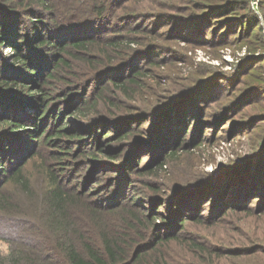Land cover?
Here are the masks:
<instances>
[{"label": "rangeland", "instance_id": "obj_1", "mask_svg": "<svg viewBox=\"0 0 264 264\" xmlns=\"http://www.w3.org/2000/svg\"><path fill=\"white\" fill-rule=\"evenodd\" d=\"M9 1L13 2V0ZM61 1L79 4L80 11L84 12L89 5L80 0ZM122 1L125 6L116 10V14L120 15L119 19L123 27L128 24H139L141 28L152 29L148 39L156 43H147L153 51L152 57L166 58L163 66L148 64L145 55L136 58V67L144 64L142 68L148 73L140 78L143 79L141 86L133 85L134 89L130 91V96L126 97L119 90L108 87L100 91L104 82L86 75L84 79L89 80V86L86 90L80 88V92L84 93L86 98L100 92L101 95L109 96L113 103L99 95L98 98H94L96 109L92 108L86 115L79 111L74 112L73 95L81 96V93L67 94L65 90L64 93L58 91L49 94V90H52L51 84L55 87L60 83L62 88L74 86H66L71 81H63L58 77L59 75L44 80V76L52 69L46 68L47 64L51 66L57 62L55 57L53 61L47 58L46 52L55 51L52 45L47 46L48 42L33 48V50L40 49V56L33 54L31 65L36 68L37 74L36 78L32 76L34 79L31 78L24 83L29 87L24 89L20 84L18 86L20 88L5 94L20 99L27 96L25 105H33L26 103L30 100L26 93L49 94L52 98H48L47 104L41 111L46 113V108L51 107L48 115L44 113L40 115L38 111L35 113L36 118L46 122L48 128L52 125L51 117L54 118L55 113L60 116L61 111L63 109L65 111L66 107L63 116H60L59 122H54V125L63 124L81 128L90 124L94 126L97 122L106 123V128L100 126L101 130L94 131L89 128L79 132L83 137L80 140L83 143L80 149L78 148L80 141L71 138L73 148H78L79 152L85 146L88 160L61 163L57 165L58 167L54 165L59 169L57 173L60 172V179H64L65 183H74L77 188L86 192L94 187L89 194L92 200L99 199L101 195L116 197L115 192L106 191L109 181L121 173L116 168L119 161L117 159L108 161V154L116 155V158H131L130 160L137 163L141 161L149 164L165 158L164 155L162 156L163 148L170 146L171 149L176 150L174 158L158 171L156 177L147 180L155 187L165 184L164 189L172 193L182 192L179 187L170 190L173 181H179L187 186L191 185L189 181L198 174L203 173V177L214 174L215 179L213 178L212 184H209V189L205 190L209 192L202 193L205 197L202 203L208 199L214 206L218 203L219 208L212 207L214 214H211V211L210 214L205 213L202 222H184L183 230L190 229L194 233L203 235L209 246L219 250L217 253L220 256L216 257V264H236L231 262L230 252H226L229 248L231 253L245 254L236 256L239 264H247L253 260L252 256L264 261V0ZM13 3H18L16 9L8 10L12 8L10 5ZM13 3L3 6L6 12L0 13V28L8 37V42L0 46V58L8 63L1 64V67L6 69L0 68V76L6 73L4 70L9 73L10 69L19 66L11 62V56L8 54L12 53L13 49L8 47V43L25 41V37L28 36L32 38L39 32L36 29L42 25L47 26L49 21L48 7L46 10L45 5L29 6L25 0H15ZM208 3L210 5L206 6ZM174 5L178 6L177 9H174ZM57 6L62 7V4ZM104 25L97 24V27L102 28ZM14 34L16 37H13ZM136 36L140 37L141 41L144 32L141 30ZM50 38L56 37L50 35ZM61 40H64V37ZM25 50L26 46L23 52ZM66 57L70 58L68 55ZM73 66L71 65V68ZM19 69L24 70L21 67ZM23 73L18 75L17 70L11 74L22 77ZM200 82L207 84L177 107L176 113L181 112L177 117V123L176 119L172 120V109L170 114L165 116L158 113L159 109L146 120L139 117L142 107L144 108L146 104L150 105L154 99L160 97L159 103L166 101L167 105L172 97L176 98ZM2 92L4 93L5 90L0 91ZM0 97L7 95L0 94ZM38 98L39 96L37 100ZM8 103L11 105V102ZM1 104L0 129L3 130L0 131V146L3 136H10L9 130L22 123H25L22 129H14V132H11L15 137L32 130L35 134L33 138H36L43 131L41 130L44 128L43 125L40 128L34 126L32 121L22 120V116L18 115L19 112L14 115L13 109L6 111L5 104ZM76 104V106L82 105L79 102ZM10 112L16 120L13 124L7 121ZM147 112L149 111L146 110L145 113ZM85 122L90 124H83ZM108 128L113 129V132L105 137L110 138V141H104L102 137ZM125 130H128V135L124 139H117ZM133 141L141 146L137 156L135 149L130 145ZM179 141L183 142L179 144ZM96 142L100 147L107 149L108 146L109 149L106 152H97L93 146ZM122 149L123 153L120 152ZM41 150L46 155L49 154L50 148L42 147ZM40 158L36 155L30 156L25 167L35 169L36 165H39ZM242 161L244 164L238 166ZM151 166L153 169L155 165ZM5 183L4 179L0 186ZM135 183L137 184L135 199L141 200L144 209L151 211L152 204L147 202L146 197L149 194L158 195L148 189L141 180L137 179ZM127 195L129 196L130 193ZM101 200L100 203L104 204L109 201L108 196H104ZM186 202L195 203V200L186 197ZM164 204L166 210L162 218L171 216L166 219L158 218L155 228H160L161 231L172 230L173 223L164 225L163 221L171 222L170 220H176L183 213L179 210V215L176 216L174 213L178 210L172 208L173 203L169 199ZM224 204H233V211H226L224 214ZM217 217L219 218L214 220ZM24 221V219H0L1 250H5L8 234L27 230ZM26 239L32 242L38 240V236L33 234L30 239ZM178 247H171L169 251L174 264L186 262L206 264L193 258L194 253L185 252L180 246Z\"/></svg>", "mask_w": 264, "mask_h": 264}, {"label": "trees", "instance_id": "obj_2", "mask_svg": "<svg viewBox=\"0 0 264 264\" xmlns=\"http://www.w3.org/2000/svg\"><path fill=\"white\" fill-rule=\"evenodd\" d=\"M80 1L89 4L85 12L80 11L79 4L75 5L72 1L25 0L29 6L31 4L45 5L46 10L48 7L49 21L47 26L42 25L37 28L36 30L39 32L32 38L28 36L25 37V41L8 43V47L13 49V52L8 54L11 56V62L17 63L19 66L10 69L9 73L4 70L6 73H2L0 76V91L5 90L0 94L7 95V97H0V101L5 104L6 111L13 109V114L17 115L19 112L18 115L22 116V120H30L34 126L37 125L40 128L43 125L44 128H41L43 131L36 138H33L35 134L32 130L15 137L11 132H14V129H22L25 124L22 123L9 130L10 136H3L1 142L0 183L4 179L6 183L0 186V219H24L27 230L6 236L5 250L0 249V264H174L169 251L171 247L179 248L178 246L185 252L194 253L192 254L193 258L201 260V262L216 264V257L220 256L217 253L219 250H214L212 246H209L203 235L194 233L190 229L183 230L184 222H202L206 216L205 213L212 212L211 214H214L215 211L213 212L212 207L219 208L218 203L214 206L208 199L205 201V207V202L202 203L205 199L202 193L209 192L205 190L209 189L215 179L214 174L205 177H203V173L198 174L189 181L191 185L187 186L179 181H173L170 190L179 187L182 191L173 193L164 189V187L166 188L165 184L155 187L147 180L156 177L158 171L162 170L168 161L174 158L176 150L171 149L170 146L163 145L162 156L164 155L165 158L157 162L152 161L149 164L141 161L137 163V161L130 160L131 158H116V155L108 154V161L114 159L119 161L116 168L121 173L113 180L111 179V183L109 181L106 192L113 191L116 197L110 196V198L109 195H104L109 199L106 204L100 203L103 195L97 200L90 199L89 194L94 190V187L89 188L91 191H81L76 184L65 183L64 179H60V172L57 173L58 164L88 160L85 146H83L85 150L82 149L79 152V147L83 145L80 141L83 137L79 132L89 128L98 131L102 129L100 126L106 128V123L97 122L92 126L85 122L83 124L89 126L81 128L63 124L54 125V122H59L60 116H63L67 109L66 107L65 111L64 109L61 111L60 116L55 113V117H51V127H46V122L36 118L35 113L38 111L40 115L43 113L48 115L51 107L46 108V113L41 111L47 104L48 98H52L49 94H55L58 91L64 93L65 90L67 94L81 93V96L73 95L74 104L72 107H75L74 112L79 111L86 115L92 108L96 109L94 98L101 95L98 92L86 98L84 93L80 92V88L86 90L89 86V80L84 79L86 75L104 82L100 91L108 87L113 90L117 89L128 97L131 95L130 91L134 89L133 85L141 86L143 79L140 78L148 73L142 68L144 64H141V67H136V58L145 55L148 64L153 63L158 66H163L164 59H166L160 57L153 59L152 57L153 51L147 45L154 41L148 39L152 29L141 28L139 24H128L123 27V23L119 19L120 15L116 14V10L125 6L122 0ZM13 2L0 0V13L6 12L3 6L6 7ZM17 4L13 3L10 5L12 8L8 10L16 9ZM61 4L62 7L57 6ZM208 5L210 4H206V6ZM173 7L177 9L178 6L174 5ZM97 24L105 25L99 28ZM141 30L144 32V37L140 41V37H137L136 34ZM6 35L0 28V46L8 42ZM50 35L56 38L51 39ZM13 37H16V34ZM40 37L42 38L40 39ZM62 37L64 40H61ZM54 41L55 43H52ZM46 42L49 44L48 47L52 45L55 50L51 53L46 52L48 60L53 61L55 57L57 62L51 66L47 64L46 68L51 67L52 69L44 76V80L48 77L53 79L59 75L58 77L63 81H71L66 86L74 87L62 88L59 83L55 87L54 84H51L52 90H49V94L26 93L31 100L26 103L33 105H25L27 96L20 99L14 95H8V92L20 88L18 87L20 84L26 89L29 85L24 83L30 81L31 78H36V68L31 65V62L34 53L40 56V49L33 50V48L39 47L43 43L46 44ZM25 46L26 52H23ZM67 55L70 57L69 59H67ZM1 64L7 65L8 63L0 58V68H2ZM71 65H74L72 68L76 71L71 68ZM20 67L24 70L19 69ZM17 70L18 75L23 72L24 75L22 77L12 76L11 73ZM207 82L197 83L176 98L172 97L167 105L166 101L159 103L160 97L154 99L151 103L149 102L150 105L146 104L144 108L142 107L141 112L138 111L139 117L146 120L148 116L159 109L158 113L165 116L170 114L172 109V120L176 119L177 123V117L181 113H176L177 107L184 104L186 99ZM86 83L87 85H85ZM74 89L76 91H73ZM100 97L113 103L112 99L105 94ZM8 102H11V105ZM78 102L82 105L76 106ZM137 107L139 108V106ZM146 110L149 112L145 113ZM13 114L11 112L8 114L7 121L10 124L16 121ZM56 116L58 117L56 118ZM2 130L0 129V131ZM112 130L106 129L102 140L110 141V138L106 139L105 137L113 132ZM127 132L128 130H125L123 135L118 136L117 139H124L128 135ZM71 138L80 141L79 149L73 148ZM102 140L100 139V141ZM182 142L179 141V144ZM130 145L135 149L137 156L141 146L135 144L134 141ZM93 146L97 152H106L109 149L108 146L107 149L100 147L97 142ZM42 147H49V154L44 155ZM123 149L120 152L123 153ZM32 155L41 157L39 165H36L35 169L25 167V163ZM242 164L244 161L238 166ZM151 165H155L153 169ZM137 179L158 195L149 194L146 197L147 202L152 204L151 211L145 210L141 200L134 197L137 190L135 183ZM132 190L133 193H131ZM186 197L194 198L195 203L186 202ZM168 199L173 203L172 208L178 210L174 214L178 216L179 210H182L183 214L176 220H170L171 222L163 221L164 225L173 223L174 229L161 231L160 228H155V223L158 218H162L166 210L164 202ZM232 205L224 204L223 213L233 211ZM181 225L183 226L180 228ZM33 234L38 236V240L31 242L26 239H30ZM226 250V252H230L229 258L232 263L239 264L236 256L245 255L231 253L230 248ZM252 258L253 260L247 264H264V261H260L261 258L255 256ZM185 264L192 263L186 262Z\"/></svg>", "mask_w": 264, "mask_h": 264}]
</instances>
